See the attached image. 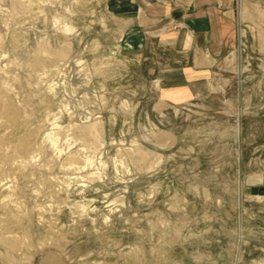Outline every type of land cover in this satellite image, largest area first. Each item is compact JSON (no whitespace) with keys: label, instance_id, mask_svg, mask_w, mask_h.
<instances>
[{"label":"rangeland","instance_id":"1","mask_svg":"<svg viewBox=\"0 0 264 264\" xmlns=\"http://www.w3.org/2000/svg\"><path fill=\"white\" fill-rule=\"evenodd\" d=\"M232 15L170 104L107 0H0V264H264V0Z\"/></svg>","mask_w":264,"mask_h":264},{"label":"crops","instance_id":"2","mask_svg":"<svg viewBox=\"0 0 264 264\" xmlns=\"http://www.w3.org/2000/svg\"><path fill=\"white\" fill-rule=\"evenodd\" d=\"M233 0H107L121 23L117 50L151 65L159 97L170 104L208 92L218 60L237 42Z\"/></svg>","mask_w":264,"mask_h":264},{"label":"bare ground","instance_id":"3","mask_svg":"<svg viewBox=\"0 0 264 264\" xmlns=\"http://www.w3.org/2000/svg\"><path fill=\"white\" fill-rule=\"evenodd\" d=\"M56 16V15H55ZM56 18V17H55ZM55 20V19H54ZM57 20H59V18H57ZM56 21V20H55ZM63 30L65 31V32H71L72 30H73V27H71V26H69V25H67L66 23H64L63 24ZM94 126V125H93ZM45 138H46V140H48V142H51V143H54L55 142V140H54V137H52V135H50V133H47L46 135H45ZM51 143H50V145H51ZM54 145V144H53ZM21 146H22V143L21 144H19L18 145V147H17V150L18 149H21ZM32 157V156H31ZM33 158V157H32ZM90 161V160H89ZM71 164V163H70Z\"/></svg>","mask_w":264,"mask_h":264}]
</instances>
